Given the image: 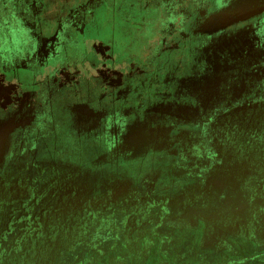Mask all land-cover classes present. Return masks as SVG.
Here are the masks:
<instances>
[{"label":"flooded vegetation","instance_id":"obj_1","mask_svg":"<svg viewBox=\"0 0 264 264\" xmlns=\"http://www.w3.org/2000/svg\"><path fill=\"white\" fill-rule=\"evenodd\" d=\"M0 20V73L35 91L0 107V264H264V0H0ZM101 41L129 59L99 81ZM46 62L72 65L41 87Z\"/></svg>","mask_w":264,"mask_h":264},{"label":"rangeland","instance_id":"obj_2","mask_svg":"<svg viewBox=\"0 0 264 264\" xmlns=\"http://www.w3.org/2000/svg\"><path fill=\"white\" fill-rule=\"evenodd\" d=\"M66 1L74 3L76 5V4H78L80 2H83L85 0H66ZM50 14H51L50 15L51 18L55 21V19H54L55 15H53V13H50ZM108 35L109 34L105 35L104 37H106ZM131 36L132 35L116 33L117 39L119 38L120 40H124V41H125V39H126V41L128 39H130ZM107 47H109V45H106V42H102V41L99 42L98 43V48H97L96 52L94 53V55L91 58L92 63L95 65L96 69L98 70L97 74H96V78L99 81H102V79H101L102 76L107 73V71L111 67L113 61L115 63H117V65L120 67V69L123 70L126 67L127 60L129 59V57H127L126 54L124 53L125 52L124 50H120V49L117 50L116 48H113L114 51H112V50H109ZM132 47H133V51L134 52H138L137 50L140 49L141 43L137 40V38H135L133 40ZM113 54H114L115 58H117V60L120 61V63L116 62L115 60H113L110 57V55H113ZM110 58L113 60L112 62L108 61V60H110ZM136 58H137V56H136ZM103 63L107 64V71H103V75H102L101 66H102ZM116 72H117V70L114 73L116 74ZM4 73H5L4 71H3V74L0 73V107H2L4 109H10V108L14 107L15 105L20 106V105L25 104V103H29V105H30L31 103H33L32 100L34 99V92L35 91L31 87H28L29 84L26 83L25 80H24L25 83H22L20 81L14 83V84L7 83L4 80V76H3ZM62 81H64L63 78L58 80V82H62ZM3 133H4V135H3ZM3 133H2V138L6 136V132H3ZM193 242L194 241L192 240L191 235L187 234L185 236V238H184V242H183L184 247H183V249H186V250L193 249L192 248ZM185 254H186L187 258H188L187 261L191 262V263H187V264H192L193 261H194V256L188 257L189 256V252H188V254L187 253H185ZM201 256H202L201 258H204L203 261L208 260V261H206V264H209L210 262L213 263V262L219 261L222 255L221 254H215V253L209 251V252H205V253L201 254ZM251 263L252 262H250V264ZM229 264H248V263L247 262L239 263V262H233L232 261ZM252 264H254V263H252Z\"/></svg>","mask_w":264,"mask_h":264},{"label":"water","instance_id":"obj_3","mask_svg":"<svg viewBox=\"0 0 264 264\" xmlns=\"http://www.w3.org/2000/svg\"><path fill=\"white\" fill-rule=\"evenodd\" d=\"M1 21V20H0ZM28 48V44L25 45V50H27ZM4 49V44L0 45V65L3 62V58H2V50ZM32 52V49H31ZM28 54V52H26V55ZM72 65V63H67L66 66H55V65H51V63H47L45 64V66L43 67V69L39 70L38 75L35 77L37 79V82H39V84L41 85V87H47L48 85H50L54 78L57 76V74H59L60 72H62L65 67H68Z\"/></svg>","mask_w":264,"mask_h":264}]
</instances>
